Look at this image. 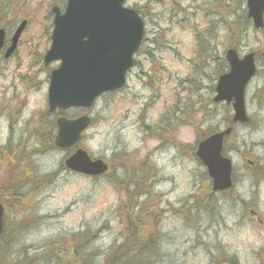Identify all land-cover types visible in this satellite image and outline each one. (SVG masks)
I'll return each mask as SVG.
<instances>
[{
    "label": "rangeland",
    "instance_id": "rangeland-1",
    "mask_svg": "<svg viewBox=\"0 0 264 264\" xmlns=\"http://www.w3.org/2000/svg\"><path fill=\"white\" fill-rule=\"evenodd\" d=\"M231 1H127L126 7L143 16L145 38L125 88L102 96L89 110L70 109L50 116L46 91L49 74L59 64L45 67L42 59L50 45L51 8L64 10L66 0H0V25L8 39L20 21H28L15 57L0 63L4 71L0 85L14 81L17 87L16 76L22 75L31 86L21 95L26 107L18 125L24 129L29 123V139L22 143L15 162L0 159V184H9V193L2 198L0 264H122L121 254L132 249L135 237L145 239L152 231L148 218L156 221V246L147 248L138 264L264 261V159L257 158L264 156V111L254 110L263 118L259 126L253 125L254 115L251 132L239 126L227 139L225 153L232 159L235 181L231 192L211 194L206 172L194 158L202 134L222 127V116L227 114L223 108L199 114L208 107L205 102L213 97L221 70L216 55H223L233 38L241 51L256 48L241 18L244 4L235 18L228 14L237 9L236 2L225 13L217 10ZM212 38L214 50L202 57V67L195 62L196 54L203 53ZM197 103L203 106L198 108ZM82 115L91 118V126L80 148L92 159L109 163L125 157L122 166L114 164L106 177L88 179L65 171L63 160L73 151L51 147L43 153L47 121ZM36 126L41 142L33 139ZM142 161L140 169H147L142 178L152 179L129 180L130 165L134 170V164ZM252 175L259 178L257 185ZM50 220L53 224L45 225ZM50 252L58 258H51Z\"/></svg>",
    "mask_w": 264,
    "mask_h": 264
},
{
    "label": "water",
    "instance_id": "water-1",
    "mask_svg": "<svg viewBox=\"0 0 264 264\" xmlns=\"http://www.w3.org/2000/svg\"><path fill=\"white\" fill-rule=\"evenodd\" d=\"M124 0H68L65 12L60 15L55 8L51 35V47L44 57V64L60 61L58 70L51 73L48 89L50 110L72 107L89 108L95 98L106 92L120 89L124 74L131 67V57L138 47L142 24L129 10H123ZM248 18L256 29L262 26L264 0H247ZM22 22L6 51L8 58L15 49L18 37L25 27ZM4 33L0 31V48ZM231 69L238 63L233 56L227 57ZM238 79V78H237ZM224 80L219 81L216 101L225 99L221 90ZM241 113L240 104L235 108ZM241 117V116H240ZM237 117V118H240ZM85 118L74 122H57L58 135L55 146L68 149L80 140V134L88 126ZM222 135L208 138L198 146L196 156L212 179L213 191L230 187L228 161L220 158ZM70 171L95 177L104 174L107 167L100 161L91 162L78 150L65 161ZM3 210L0 206V234Z\"/></svg>",
    "mask_w": 264,
    "mask_h": 264
},
{
    "label": "flooded vegetation",
    "instance_id": "flooded-vegetation-1",
    "mask_svg": "<svg viewBox=\"0 0 264 264\" xmlns=\"http://www.w3.org/2000/svg\"><path fill=\"white\" fill-rule=\"evenodd\" d=\"M8 38L4 37L3 47L0 50V58L4 55V50L8 47ZM17 52L12 54L10 59L0 61V63H9L15 57ZM255 57V55H254ZM256 77L248 84L245 91V103H256L264 107V51L260 52L256 60ZM3 72L0 70V78L3 77ZM17 87L14 85V81L9 83L6 87L0 85V159H7L9 163H13L17 160V156L20 153L22 143L27 140L31 132L28 131L29 123L25 124L24 129H18L19 121L21 120L22 111L26 107V103L20 101L22 93L27 94L31 88L27 82L28 79L23 78L22 75L16 76ZM18 84H21V90H18ZM34 92H31L33 94ZM225 109L230 110V105L224 106ZM38 126L34 128V141H42V137L39 138L40 131ZM53 128V122H47L43 125V131L45 132L46 139L44 142L49 143L51 140V129ZM26 135L25 139L23 135ZM29 139V138H28ZM45 147H47L45 145ZM250 167H253L250 161ZM257 177V176H256Z\"/></svg>",
    "mask_w": 264,
    "mask_h": 264
},
{
    "label": "bare ground",
    "instance_id": "bare-ground-1",
    "mask_svg": "<svg viewBox=\"0 0 264 264\" xmlns=\"http://www.w3.org/2000/svg\"><path fill=\"white\" fill-rule=\"evenodd\" d=\"M54 221L50 220V221H46L45 225H52Z\"/></svg>",
    "mask_w": 264,
    "mask_h": 264
}]
</instances>
